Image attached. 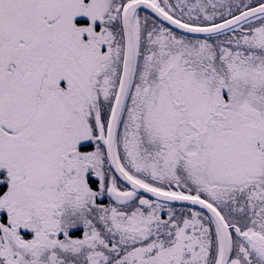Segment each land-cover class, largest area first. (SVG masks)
<instances>
[{
    "label": "snow or ice",
    "instance_id": "obj_1",
    "mask_svg": "<svg viewBox=\"0 0 264 264\" xmlns=\"http://www.w3.org/2000/svg\"><path fill=\"white\" fill-rule=\"evenodd\" d=\"M0 264H264V0H0Z\"/></svg>",
    "mask_w": 264,
    "mask_h": 264
}]
</instances>
